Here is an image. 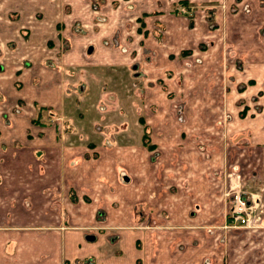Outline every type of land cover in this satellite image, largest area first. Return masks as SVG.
<instances>
[{
  "label": "crops",
  "instance_id": "1",
  "mask_svg": "<svg viewBox=\"0 0 264 264\" xmlns=\"http://www.w3.org/2000/svg\"><path fill=\"white\" fill-rule=\"evenodd\" d=\"M180 1L0 0V264H264V229L223 227L225 166L264 206V16Z\"/></svg>",
  "mask_w": 264,
  "mask_h": 264
},
{
  "label": "rangeland",
  "instance_id": "2",
  "mask_svg": "<svg viewBox=\"0 0 264 264\" xmlns=\"http://www.w3.org/2000/svg\"><path fill=\"white\" fill-rule=\"evenodd\" d=\"M185 0H182V1H180L179 2V4H177V7L176 8H178V9H181L182 8V10H184L183 8H185L184 6H183V3H185L184 2ZM244 0H242L241 2L240 1H238V0H233V5L234 6H237V4H242V2H243ZM17 2H20V1H17ZM25 2H20V6L21 7H23V5L22 4H24ZM11 5L12 4H15V3H13V2H11L10 3ZM18 4V3H17ZM256 6V7H255ZM231 9H234L233 7H231ZM244 9H246V10H249V9H251V12L250 13H252V10L253 9H255V11H256V13H260V15H263L264 16V0H257V3H256V5H253V7H244ZM173 10H176L175 8H173ZM261 10H262V13H261ZM183 13H185V14H187V15H190L191 16V13H192V11L190 10L189 11V9H187V8H185V11H182ZM39 15H41V13L39 12L38 13ZM253 24V23H252ZM263 24H264V22H263ZM254 26V25H253ZM258 28H260V27H258ZM264 30V29H263ZM260 33L261 34H263V32H262V30L260 29ZM159 34V33H158ZM90 38H92V36H90ZM129 40H130V38H129ZM112 40L110 39V40H108L107 41V43H112L111 42ZM50 44H52V48L54 49L53 50V52H52V55H55V51H56V49L55 48H59L60 49V51H57L58 53L60 52L61 54L63 53V51H65V50H67V48H68V44L64 41H62V45H61V42L59 41V40H57V39H52L51 41H50ZM142 44H143V42H142ZM144 45V44H143ZM59 46V47H58ZM66 47V48H65ZM62 50V51H61ZM106 50H99V54H102V55H104V52H105ZM143 51H144V49H143ZM133 53H134V57L136 56L135 55V52L134 51H132ZM147 53L145 52V55H146ZM52 55H50V56H52ZM109 54L107 53V55H106V57L108 56ZM86 57H89V58H86V60L84 59V61H86L85 63H87L88 64V61H89V59H91L92 60V58H94V56H92V55H90V54H88ZM49 58H52L54 61L57 59V58H55V56H52V57H49ZM90 60V61H91ZM133 61H135V62H137L136 61V59H134ZM133 63V62H132ZM108 68V67H107ZM107 68H105V70H103V69H101V71H102V74H103V71L106 73V75H107V77L105 78V80H104V85H103V87L105 86L106 88H107V91H109V90H117V89H119V85H121V86H123V88H122V90H125L126 91V89H130L131 87H134V84H135V82L133 81L136 77H134V76H132V74H134L135 73V71L134 70H131L132 68H130V66L128 67V68H121V67H114V71H116V72H118V74H117V80H116V82H115V79H114V76L113 77H110V75H109V71L111 70V73H113L114 71L111 69V68H109V69H107ZM64 73H66V72H64ZM115 73V72H114ZM113 73V74H114ZM67 74V73H66ZM91 75V74H90ZM132 76V77H131ZM111 79H113L114 80V82H115V84H114V82L113 83H111V85L109 84V81L111 80ZM35 80H37V79H35ZM81 80H84V81H81ZM89 80V79H88ZM80 83H81V87H82V89H85V88H87V81H85V75L84 76H81L80 77ZM90 83H91V81H90ZM92 84V83H91ZM96 86V91H101V89L103 88H100L98 85H95ZM78 87V86H77ZM125 87V88H124ZM78 89V88H77ZM104 91V90H103ZM112 92V91H111ZM91 93L92 94H94V90L93 89H91L90 91H89V93H85L84 94V98H85V96H87V100H86V102L90 105V107H92V106H95V107H98V106H96L95 104H94V101L95 100H92V95H91ZM112 95V94H111ZM15 95L13 94L11 97H10V99L8 98L7 99V102L9 101H13L14 100V97ZM110 98H112V97H110ZM81 100V99H80ZM83 102V101H82ZM100 105V104H99ZM106 105V107H105V109L104 108H102V107H100V110H101V113H102V116H105L107 113H108V107H110V105H114V102H113V100H111L110 99V102H108V104H105ZM38 107V106H37ZM79 109H81V107L79 108ZM44 111H46V109L44 110ZM35 116V115H34ZM49 118H50V120L53 122H60V123H62V118L59 116V117H56L55 118V116H49ZM65 121V120H64ZM63 121V122H64ZM241 174H242V172H240ZM250 173V172H249ZM248 173V175H247V179H245V180H242V179H240V174H239V172H238V170H235V169H233V168H228L227 166H225V171H224V180H225V182H224V184H225V192L226 191H229V196L227 197V204H226V206H225V212H224V214H227V211H228V207H229V205H228V203H230L231 202V200L230 199H232V198H234L233 197V194L235 193H240L244 198H246V199H248V198H251L252 197V195H254V194H257V196L255 197L256 199H258V197L260 198V202H262L263 201V192L261 193V187H260V183H261V180H262V175H261V173H259V172H253V173H251V174H249ZM231 175V176H230ZM230 176V177H229ZM244 181V182H243ZM241 182H243V183H241ZM241 191V192H240ZM264 218V217H263ZM232 224H230V223H228V221L226 222V223H224V225H223V227L225 228V229H227V228H233V229H235V230H243V229H246V228H251V227H242V226H240V225H237V226H231ZM251 229H258V227L257 228H251ZM262 229H264V227L262 228ZM207 262H208V260H207Z\"/></svg>",
  "mask_w": 264,
  "mask_h": 264
},
{
  "label": "built area",
  "instance_id": "3",
  "mask_svg": "<svg viewBox=\"0 0 264 264\" xmlns=\"http://www.w3.org/2000/svg\"><path fill=\"white\" fill-rule=\"evenodd\" d=\"M231 176V175H230ZM229 176V177H230ZM241 192V191H240ZM229 191H226V197ZM257 194L251 198H244L239 192L234 193L230 203H228L227 221L231 226L240 225L242 227L262 228L264 227V209Z\"/></svg>",
  "mask_w": 264,
  "mask_h": 264
},
{
  "label": "trees",
  "instance_id": "4",
  "mask_svg": "<svg viewBox=\"0 0 264 264\" xmlns=\"http://www.w3.org/2000/svg\"><path fill=\"white\" fill-rule=\"evenodd\" d=\"M60 28V25H59ZM60 31V30H59ZM60 35V33H59ZM46 109V111H44ZM45 114L49 115V110L47 107H42V106H38L37 108V112L35 114V116L32 118V122L33 123H40V124H44V118H45Z\"/></svg>",
  "mask_w": 264,
  "mask_h": 264
},
{
  "label": "water",
  "instance_id": "5",
  "mask_svg": "<svg viewBox=\"0 0 264 264\" xmlns=\"http://www.w3.org/2000/svg\"><path fill=\"white\" fill-rule=\"evenodd\" d=\"M93 50V47L90 46L88 52H91Z\"/></svg>",
  "mask_w": 264,
  "mask_h": 264
},
{
  "label": "flooded vegetation",
  "instance_id": "6",
  "mask_svg": "<svg viewBox=\"0 0 264 264\" xmlns=\"http://www.w3.org/2000/svg\"><path fill=\"white\" fill-rule=\"evenodd\" d=\"M59 37H61L60 35H59ZM64 42V41H63ZM66 48V47H65ZM53 63V62H52ZM135 69L137 68V66L136 67H134Z\"/></svg>",
  "mask_w": 264,
  "mask_h": 264
}]
</instances>
